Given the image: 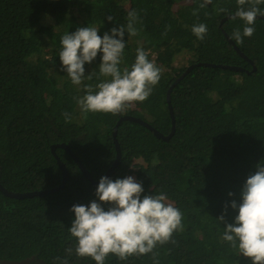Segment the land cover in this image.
<instances>
[{"label":"trees","instance_id":"obj_1","mask_svg":"<svg viewBox=\"0 0 264 264\" xmlns=\"http://www.w3.org/2000/svg\"><path fill=\"white\" fill-rule=\"evenodd\" d=\"M201 2L0 0V185L7 191L59 186L62 174L51 147L62 144L99 181L115 160L112 132L121 116L140 118L165 136L170 133L166 99L171 90L173 136L164 141L140 124L123 122L116 136L121 159L109 178L132 176L142 183L141 198L166 194V203L183 213V228L153 249L155 257L148 253L122 261L109 254L104 264H251L222 235L237 214L231 201L239 204L244 182L258 163L264 164V16L257 17L254 34L237 43L232 34L245 25L232 19L236 0H212L194 16ZM258 7L264 10V3ZM218 8L227 13H218ZM132 10L139 15V34L125 33L119 67L130 69L142 47L162 69L161 79L144 102L125 112H90L85 118L74 97L85 95L86 85L95 89L111 77L100 74L98 53L84 65L92 79L73 85L59 59L60 38L85 26L98 27L103 36L126 25ZM109 15L112 21L106 19ZM199 23L208 28L204 40L191 31ZM224 33L250 61L237 54ZM204 63L210 66H198ZM189 66L194 68L184 75ZM55 153L70 173L64 189L22 200L0 191V262L62 264L66 258L68 264H96L76 255V239L68 228L73 205L99 202L98 185L83 176L64 149ZM221 214L222 223L216 219ZM69 247L71 255L65 251Z\"/></svg>","mask_w":264,"mask_h":264},{"label":"clouds","instance_id":"obj_2","mask_svg":"<svg viewBox=\"0 0 264 264\" xmlns=\"http://www.w3.org/2000/svg\"><path fill=\"white\" fill-rule=\"evenodd\" d=\"M236 3L237 9L232 19L239 18L245 26L242 32L234 30L232 38L237 43H243L245 37L254 34L257 17L264 16V10L258 7L264 0H236ZM210 4L212 0H202L199 7L193 10V15H198L200 9ZM217 12L227 13V9L218 8ZM106 19L112 21L113 17L109 15ZM138 22L139 15L132 10L128 12L126 25L114 27L103 36L98 35L99 28L94 26L78 27L76 31L66 32L61 36L59 59L73 85L79 86L85 79H92L91 73L85 75L84 65L92 63L98 53L102 54L100 74L111 77L110 80L98 83L95 89L92 85H86L85 95L74 97L85 118L90 112L112 115L125 112L133 103L144 102L161 79L162 69L148 59V53L142 47L136 49L135 62L130 69L121 71L119 67L125 49L124 35H138L139 30L135 26ZM191 31L198 40H204L208 34L207 25L203 23L193 25ZM62 115L66 121L71 119L67 112ZM57 149L63 148L53 145L51 152L62 174V181L65 175L60 164L66 171L68 181L69 170L64 160L55 153ZM66 153L70 156L69 152ZM74 156L78 159L75 154ZM70 158L77 165L71 156ZM78 161L81 163L79 159ZM96 182L98 186L95 196L99 202L93 200L87 205H73L70 209L74 213V219L68 231L76 239L77 256L90 257L96 264H104L109 254L122 261L130 256L148 253H153L155 257L153 249L158 244L168 243L174 232L182 230L183 213L166 203V194L144 195L141 198L144 191L142 183L132 176L116 180L102 176ZM61 184L54 190L41 191L62 190L66 184L58 189ZM228 195L232 196L233 193L229 192ZM104 204L109 205L107 210L102 206ZM230 207L237 214L233 223L224 227L222 239L231 248L237 249L239 254L250 258L251 264H264V164H257L256 172L249 175L243 184L239 204L233 200ZM216 219L222 223L224 215L221 214ZM65 251L71 255L73 249L69 247ZM62 264H68L66 258Z\"/></svg>","mask_w":264,"mask_h":264},{"label":"water","instance_id":"obj_3","mask_svg":"<svg viewBox=\"0 0 264 264\" xmlns=\"http://www.w3.org/2000/svg\"><path fill=\"white\" fill-rule=\"evenodd\" d=\"M224 36L226 37L227 41L233 45V48L236 50L237 54H239L243 59L245 60H249L246 56H244L239 50L238 48L230 41V39L227 37V35L224 33ZM250 61V60H249ZM250 64H252L251 62H249ZM210 66L209 64L207 63H204V64H198V66ZM215 67V66H213ZM194 66H189L186 70V72L184 73V75L189 72L191 69H193ZM225 69L227 70H235V71H240V72H243V69L242 68H239V67H224ZM182 78V76L176 81V83ZM171 90H168V96H167V104H168V109H169V112H170V116H171V119H172V128H171V131L170 133L165 136L163 134H161L158 130L154 129L148 122L140 119V118H136V117H133V116H121L120 119L118 120V122L116 123V125L114 126L113 128V132H112V137H113V142H114V146H115V152H116V156H115V160L113 161L111 167L108 169L107 173H106V177L109 178L110 174L113 172L114 168L118 166L119 162H120V159H121V152H120V145L116 139V136H117V131H118V128L119 126L125 122V121H128V122H134V123H137V124H140L141 126L145 127L147 130H149L156 138H159V139H162L164 141H168L170 140V138L173 136L174 134V119H173V113H172V107H171V104H170V99H169V93H170ZM56 147H60V148H63L64 150H66L67 152H69V155L74 159V161L77 163L78 167L80 168V170L82 171V174L85 178H87L91 184L93 186H97L98 185V182H96L91 176H90V173L88 172V170L78 161V159L74 156V154L69 151V148L67 145H59V146H56ZM54 149V148H53ZM61 166V169L65 175V178L63 179L62 181V184L61 186L58 188V189H62L65 184H66V171L63 167L62 164H60ZM0 191L7 197H10V198H15V199H24V198H30V197H34V196H41V195H47L49 193H51V191H40V192H29V193H13V192H9L7 191L6 189H4L1 185H0Z\"/></svg>","mask_w":264,"mask_h":264},{"label":"flooded vegetation","instance_id":"obj_4","mask_svg":"<svg viewBox=\"0 0 264 264\" xmlns=\"http://www.w3.org/2000/svg\"><path fill=\"white\" fill-rule=\"evenodd\" d=\"M1 264H7V263H5V262H0Z\"/></svg>","mask_w":264,"mask_h":264},{"label":"rangeland","instance_id":"obj_5","mask_svg":"<svg viewBox=\"0 0 264 264\" xmlns=\"http://www.w3.org/2000/svg\"><path fill=\"white\" fill-rule=\"evenodd\" d=\"M251 65V64H250Z\"/></svg>","mask_w":264,"mask_h":264}]
</instances>
